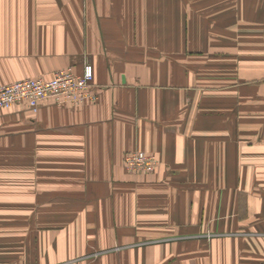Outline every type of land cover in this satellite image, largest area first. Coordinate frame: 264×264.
<instances>
[{
	"label": "crops",
	"instance_id": "obj_1",
	"mask_svg": "<svg viewBox=\"0 0 264 264\" xmlns=\"http://www.w3.org/2000/svg\"><path fill=\"white\" fill-rule=\"evenodd\" d=\"M87 64L0 111V264H264V0H0V83Z\"/></svg>",
	"mask_w": 264,
	"mask_h": 264
},
{
	"label": "built area",
	"instance_id": "obj_2",
	"mask_svg": "<svg viewBox=\"0 0 264 264\" xmlns=\"http://www.w3.org/2000/svg\"><path fill=\"white\" fill-rule=\"evenodd\" d=\"M94 68L87 64L82 74L72 68L57 72L51 80L29 79L11 84L0 83V111L27 104L37 114L42 106L53 101L61 106H76L99 100L94 89ZM159 161L145 152L137 151L125 158V169L134 174L152 173Z\"/></svg>",
	"mask_w": 264,
	"mask_h": 264
},
{
	"label": "trees",
	"instance_id": "obj_3",
	"mask_svg": "<svg viewBox=\"0 0 264 264\" xmlns=\"http://www.w3.org/2000/svg\"><path fill=\"white\" fill-rule=\"evenodd\" d=\"M131 154V153H130ZM159 168V166L157 167V169ZM126 170V169H125ZM127 171V170H126ZM128 172V171H127ZM154 172V171H153Z\"/></svg>",
	"mask_w": 264,
	"mask_h": 264
}]
</instances>
